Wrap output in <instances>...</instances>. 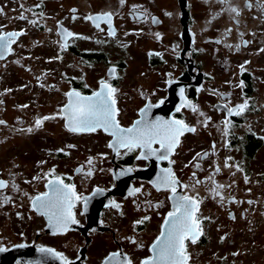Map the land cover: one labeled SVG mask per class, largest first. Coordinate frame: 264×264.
Masks as SVG:
<instances>
[{
	"label": "flooded vegetation",
	"instance_id": "obj_1",
	"mask_svg": "<svg viewBox=\"0 0 264 264\" xmlns=\"http://www.w3.org/2000/svg\"><path fill=\"white\" fill-rule=\"evenodd\" d=\"M47 2L0 0V264H264V0H84L46 51Z\"/></svg>",
	"mask_w": 264,
	"mask_h": 264
},
{
	"label": "rangeland",
	"instance_id": "obj_2",
	"mask_svg": "<svg viewBox=\"0 0 264 264\" xmlns=\"http://www.w3.org/2000/svg\"><path fill=\"white\" fill-rule=\"evenodd\" d=\"M84 0H62V10L61 11H56L54 10L53 5L50 2H47V10L45 13V18L43 19H33L31 22V30L27 31V34L25 35L24 38H22V42H32L33 40L37 41L35 42V44L37 46H39L40 48L44 49V50H48L50 48L49 44L51 43H57L56 37H55V33H54V29H55V24H54V18L59 17L60 19H62L65 23L68 24V26L70 28H73L75 30L79 29L81 30L79 33L81 32H87V28H82L80 26V20L79 18L76 17L75 20L71 21V14L69 11V6H71L72 4L75 3H79L81 4L80 7H84V4L82 5V2ZM5 5H9L8 2H6ZM55 16V17H54ZM6 19V15L1 16L0 15V23L5 21ZM34 22H39L42 24V26L44 27V31H40L36 28V25ZM86 35V33L84 34ZM86 36H83L84 38H88ZM88 43V41L85 40H81L79 42V44L82 45H86ZM45 45H46V49H45ZM43 46V47H41ZM38 48V47H36ZM40 59H43V57H41ZM63 59H70V57L64 53Z\"/></svg>",
	"mask_w": 264,
	"mask_h": 264
},
{
	"label": "water",
	"instance_id": "obj_3",
	"mask_svg": "<svg viewBox=\"0 0 264 264\" xmlns=\"http://www.w3.org/2000/svg\"><path fill=\"white\" fill-rule=\"evenodd\" d=\"M57 31L60 32V34L62 33L64 35L63 41L65 42L68 38L71 37V32L70 30H68L66 27H64L63 25L59 24ZM67 33H66V32ZM1 43V42H0ZM1 50V49H0Z\"/></svg>",
	"mask_w": 264,
	"mask_h": 264
}]
</instances>
